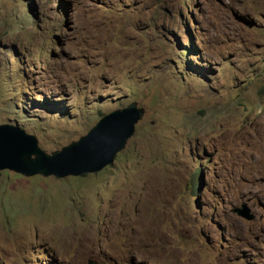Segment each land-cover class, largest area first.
Listing matches in <instances>:
<instances>
[{
    "label": "rangeland",
    "instance_id": "rangeland-1",
    "mask_svg": "<svg viewBox=\"0 0 264 264\" xmlns=\"http://www.w3.org/2000/svg\"><path fill=\"white\" fill-rule=\"evenodd\" d=\"M132 101L103 169L0 170V264H264V0H0V124L50 153Z\"/></svg>",
    "mask_w": 264,
    "mask_h": 264
},
{
    "label": "water",
    "instance_id": "water-1",
    "mask_svg": "<svg viewBox=\"0 0 264 264\" xmlns=\"http://www.w3.org/2000/svg\"><path fill=\"white\" fill-rule=\"evenodd\" d=\"M144 112V107L137 101L111 110L86 134L50 153L39 147L33 134L17 124L1 123L0 170L8 169L25 176L57 177L97 172L113 163L115 156L126 147ZM232 211L248 220L254 218L245 205L233 207Z\"/></svg>",
    "mask_w": 264,
    "mask_h": 264
}]
</instances>
